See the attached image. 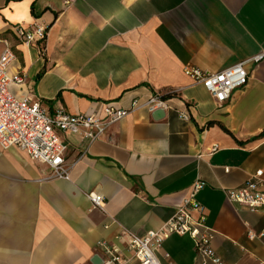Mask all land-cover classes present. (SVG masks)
Masks as SVG:
<instances>
[{
  "label": "crops",
  "instance_id": "obj_1",
  "mask_svg": "<svg viewBox=\"0 0 264 264\" xmlns=\"http://www.w3.org/2000/svg\"><path fill=\"white\" fill-rule=\"evenodd\" d=\"M18 24H41L46 37L24 45L12 32ZM3 40L16 56L11 72L25 79L12 90L32 93L49 113L129 109L153 93H173L165 98L176 110L155 119L135 109L91 143L59 132L68 180L50 178L47 165L17 147H0V264L87 263L101 241L137 264L122 233L158 229L196 180L222 264H264V213L225 195L256 171L264 179V57L222 104L183 73L264 53V0H0V53ZM89 192L102 196L103 209ZM157 257L201 264L188 235H170Z\"/></svg>",
  "mask_w": 264,
  "mask_h": 264
},
{
  "label": "built area",
  "instance_id": "obj_2",
  "mask_svg": "<svg viewBox=\"0 0 264 264\" xmlns=\"http://www.w3.org/2000/svg\"><path fill=\"white\" fill-rule=\"evenodd\" d=\"M64 3L70 4L71 0H64ZM12 32L19 42L28 46L45 37L46 27L41 24L34 27L18 24L12 27ZM2 42L4 47L0 53V147H17L32 160L47 165L50 178L68 180L70 175V165L66 162L67 144L60 138L59 132L79 135L91 143L101 139L110 125L135 109L143 108L148 113L158 109L164 113L170 109L176 110L163 94L153 93L144 99H134L129 109L104 104L99 112L89 115H72L60 107L49 113L39 99H34L32 93L19 95L12 90L13 86H22L25 79L23 74L11 72L10 67L16 56L6 40ZM263 57L264 53H260L216 72L185 66L183 73L195 83L201 84L216 103L222 104L231 97L233 91L247 84L248 64L257 63ZM177 111L180 117L189 119L187 111ZM203 186L204 182L196 180L172 216L158 229L148 230L141 235L129 231L122 233L126 249L137 264H161L157 257L158 248L172 234L188 235L192 239L195 254L201 264H222L221 258L212 247L215 232L206 224L205 209L196 199ZM225 195L228 201L250 212L264 213L262 171L250 175L243 185L227 189ZM86 196L93 208L103 209L101 195L89 192ZM96 251L94 255L101 259V264H127L130 260L117 247L103 241L98 242ZM80 264L92 263L89 261Z\"/></svg>",
  "mask_w": 264,
  "mask_h": 264
},
{
  "label": "water",
  "instance_id": "obj_3",
  "mask_svg": "<svg viewBox=\"0 0 264 264\" xmlns=\"http://www.w3.org/2000/svg\"><path fill=\"white\" fill-rule=\"evenodd\" d=\"M164 112L160 109L154 111L152 113L153 118L155 119H159L162 118L164 116ZM92 264H101V259L97 256V255H93L90 260H89Z\"/></svg>",
  "mask_w": 264,
  "mask_h": 264
},
{
  "label": "trees",
  "instance_id": "obj_4",
  "mask_svg": "<svg viewBox=\"0 0 264 264\" xmlns=\"http://www.w3.org/2000/svg\"><path fill=\"white\" fill-rule=\"evenodd\" d=\"M45 37H46V34H45ZM45 37H44V38H45ZM44 38H43V39H44ZM41 40H42V39H41ZM172 95H173V93H168L167 95H164V94H163L162 96H163V97H166V96H172ZM225 130H226V129H225ZM261 134H264V131L261 132Z\"/></svg>",
  "mask_w": 264,
  "mask_h": 264
}]
</instances>
